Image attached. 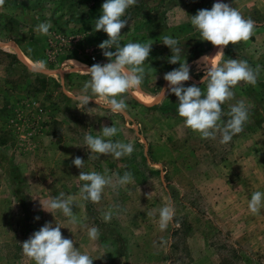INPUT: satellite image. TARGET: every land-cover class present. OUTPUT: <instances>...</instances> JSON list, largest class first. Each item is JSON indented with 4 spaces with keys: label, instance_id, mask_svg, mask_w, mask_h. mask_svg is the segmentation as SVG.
I'll list each match as a JSON object with an SVG mask.
<instances>
[{
    "label": "rangeland",
    "instance_id": "rangeland-1",
    "mask_svg": "<svg viewBox=\"0 0 264 264\" xmlns=\"http://www.w3.org/2000/svg\"><path fill=\"white\" fill-rule=\"evenodd\" d=\"M0 264H264V0H0Z\"/></svg>",
    "mask_w": 264,
    "mask_h": 264
},
{
    "label": "trees",
    "instance_id": "trees-1",
    "mask_svg": "<svg viewBox=\"0 0 264 264\" xmlns=\"http://www.w3.org/2000/svg\"><path fill=\"white\" fill-rule=\"evenodd\" d=\"M12 57H13L14 61H16V60H17L16 56L12 55Z\"/></svg>",
    "mask_w": 264,
    "mask_h": 264
},
{
    "label": "bare ground",
    "instance_id": "bare-ground-1",
    "mask_svg": "<svg viewBox=\"0 0 264 264\" xmlns=\"http://www.w3.org/2000/svg\"><path fill=\"white\" fill-rule=\"evenodd\" d=\"M220 50H221V49L219 48V49L216 51V53L218 54V53L220 52ZM216 56H217V55H216ZM140 96H141V95H140Z\"/></svg>",
    "mask_w": 264,
    "mask_h": 264
}]
</instances>
